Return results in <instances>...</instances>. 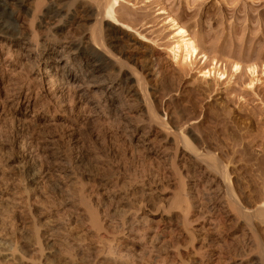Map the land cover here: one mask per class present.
<instances>
[{
    "label": "bare ground",
    "instance_id": "bare-ground-1",
    "mask_svg": "<svg viewBox=\"0 0 264 264\" xmlns=\"http://www.w3.org/2000/svg\"><path fill=\"white\" fill-rule=\"evenodd\" d=\"M119 9L0 0V253L14 264H264L252 222L264 226V201L243 205L221 155L178 129L183 112L149 83L153 63ZM166 19L173 61L192 62L194 40ZM80 117L120 124L142 157L91 154Z\"/></svg>",
    "mask_w": 264,
    "mask_h": 264
},
{
    "label": "rangeland",
    "instance_id": "rangeland-1",
    "mask_svg": "<svg viewBox=\"0 0 264 264\" xmlns=\"http://www.w3.org/2000/svg\"><path fill=\"white\" fill-rule=\"evenodd\" d=\"M119 4V23L132 33L134 51L144 63H153L149 83L157 82L158 96L183 112L178 129L204 136L226 163L237 199L253 209L264 201V0H119ZM167 14L187 30L198 48L190 63L173 61L170 48L175 39ZM233 64L240 67L238 72H233ZM207 70L211 74L205 77ZM217 70L223 78L213 74ZM78 121L82 126L76 136L91 154L95 151L121 165L133 154L134 159L142 157L138 144L124 141L120 124L82 117ZM252 222L264 241V226L256 217ZM5 251L0 253L1 264H14Z\"/></svg>",
    "mask_w": 264,
    "mask_h": 264
}]
</instances>
